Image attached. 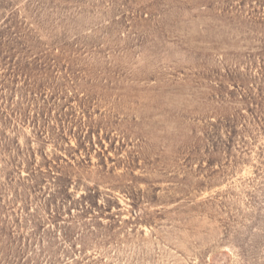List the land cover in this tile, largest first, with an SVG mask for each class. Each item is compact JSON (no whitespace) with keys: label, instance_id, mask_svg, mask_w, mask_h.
Returning <instances> with one entry per match:
<instances>
[{"label":"rangeland","instance_id":"rangeland-1","mask_svg":"<svg viewBox=\"0 0 264 264\" xmlns=\"http://www.w3.org/2000/svg\"><path fill=\"white\" fill-rule=\"evenodd\" d=\"M0 264H264V0H0Z\"/></svg>","mask_w":264,"mask_h":264}]
</instances>
